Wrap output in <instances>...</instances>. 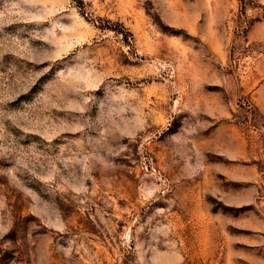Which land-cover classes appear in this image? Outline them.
<instances>
[{
  "label": "rangeland",
  "instance_id": "obj_1",
  "mask_svg": "<svg viewBox=\"0 0 264 264\" xmlns=\"http://www.w3.org/2000/svg\"><path fill=\"white\" fill-rule=\"evenodd\" d=\"M0 264H264V0H0Z\"/></svg>",
  "mask_w": 264,
  "mask_h": 264
}]
</instances>
